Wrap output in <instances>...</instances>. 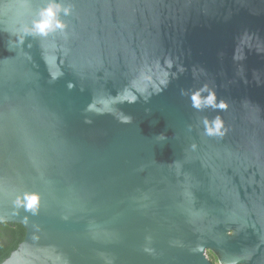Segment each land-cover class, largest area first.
Masks as SVG:
<instances>
[{
	"label": "water",
	"instance_id": "water-1",
	"mask_svg": "<svg viewBox=\"0 0 264 264\" xmlns=\"http://www.w3.org/2000/svg\"><path fill=\"white\" fill-rule=\"evenodd\" d=\"M0 223V264H264V0H0Z\"/></svg>",
	"mask_w": 264,
	"mask_h": 264
},
{
	"label": "clouds",
	"instance_id": "clouds-1",
	"mask_svg": "<svg viewBox=\"0 0 264 264\" xmlns=\"http://www.w3.org/2000/svg\"><path fill=\"white\" fill-rule=\"evenodd\" d=\"M61 12V5L55 3H49L47 7L42 8L38 13V18L33 20L30 31L41 36H47L49 33L54 32L57 29L63 30L66 25L58 19V14ZM65 15L70 12L69 8H63ZM26 31H28L26 29ZM192 106L196 109H201L202 107H213L219 109H226L227 104L223 101L217 103L216 96L214 92H208L206 97L202 98L201 91H196L191 94ZM135 100L129 101L133 103ZM126 122H130L126 121ZM205 134L208 136H223L226 132L224 128L223 120L217 116L212 121L204 120ZM26 204L23 206L25 210H33L38 204L39 197L36 194L25 196ZM19 202V201H18Z\"/></svg>",
	"mask_w": 264,
	"mask_h": 264
},
{
	"label": "trees",
	"instance_id": "trees-1",
	"mask_svg": "<svg viewBox=\"0 0 264 264\" xmlns=\"http://www.w3.org/2000/svg\"><path fill=\"white\" fill-rule=\"evenodd\" d=\"M24 237V228L17 223H0V263L17 248Z\"/></svg>",
	"mask_w": 264,
	"mask_h": 264
},
{
	"label": "rangeland",
	"instance_id": "rangeland-1",
	"mask_svg": "<svg viewBox=\"0 0 264 264\" xmlns=\"http://www.w3.org/2000/svg\"><path fill=\"white\" fill-rule=\"evenodd\" d=\"M207 257L213 259V264H219L218 261L214 258V255H209V253H207Z\"/></svg>",
	"mask_w": 264,
	"mask_h": 264
},
{
	"label": "flooded vegetation",
	"instance_id": "flooded-vegetation-1",
	"mask_svg": "<svg viewBox=\"0 0 264 264\" xmlns=\"http://www.w3.org/2000/svg\"><path fill=\"white\" fill-rule=\"evenodd\" d=\"M207 253H209V255H214V258L217 260L215 254H213L212 252H207ZM207 253H206V254H207ZM208 259H209V261L211 262V264L214 263V262H213V259H211V258H209V257H208Z\"/></svg>",
	"mask_w": 264,
	"mask_h": 264
}]
</instances>
